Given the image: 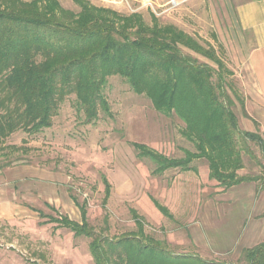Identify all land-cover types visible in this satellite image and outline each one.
Wrapping results in <instances>:
<instances>
[{
  "label": "rangeland",
  "instance_id": "374dc122",
  "mask_svg": "<svg viewBox=\"0 0 264 264\" xmlns=\"http://www.w3.org/2000/svg\"><path fill=\"white\" fill-rule=\"evenodd\" d=\"M59 1L79 10L74 0ZM89 1L124 14L141 13L147 22L155 16L161 24H174L211 43L235 72L244 108L235 98L234 110L241 128L249 129L246 97L234 70L243 52L234 0H182L172 8L161 0ZM104 92L109 110L100 109L98 118L87 121L71 94L61 103L52 126L34 134L17 131L1 144L0 264H95L91 238L75 235L60 220L81 222L82 207L96 236H141L138 217L144 242L145 236H152L174 254L241 264L239 258L248 245L236 243L237 235L226 248L218 246L216 229L226 224L240 227L245 219L240 209L244 193L211 179L206 159H195V170L158 171L160 165L134 143L168 158H183L186 150L195 151L181 133L184 122L157 111L147 96L135 93L118 75L109 77ZM254 132L264 138L261 131ZM248 145L264 163L260 146L252 140ZM243 156L245 168L239 173L257 178L262 192V166L250 154ZM155 201L173 217L162 213ZM196 226L207 237L200 244L191 234Z\"/></svg>",
  "mask_w": 264,
  "mask_h": 264
},
{
  "label": "trees",
  "instance_id": "16d2710c",
  "mask_svg": "<svg viewBox=\"0 0 264 264\" xmlns=\"http://www.w3.org/2000/svg\"><path fill=\"white\" fill-rule=\"evenodd\" d=\"M74 2L79 10L65 8L59 0H0V147L17 131L34 134L52 126L71 94L87 121L98 118L100 109L109 110L104 92L109 77L118 75L157 111L179 117L182 135L195 146L183 158H168L134 143L160 165L158 171L195 170L192 162L206 159L210 178L225 188L257 180L239 171L245 168L243 152L264 170L248 145L256 142L264 156V138L241 128L235 98L243 108L244 101L235 72L211 43L174 24H161L155 16L147 22L141 13L124 14L89 0ZM86 216L82 207L81 222L60 220L75 235L91 238L95 264H236L174 254L152 236L144 242L137 216L141 236H96ZM239 261L264 264V242L244 248Z\"/></svg>",
  "mask_w": 264,
  "mask_h": 264
},
{
  "label": "crops",
  "instance_id": "0c3cea01",
  "mask_svg": "<svg viewBox=\"0 0 264 264\" xmlns=\"http://www.w3.org/2000/svg\"><path fill=\"white\" fill-rule=\"evenodd\" d=\"M234 3L237 28L242 34L240 45L243 51L237 57L239 63L234 70L241 79L246 97L245 118L249 121L248 130H259L264 135V0H234ZM245 32L249 34L247 39ZM235 188L244 193L240 196L243 201L240 209L245 219L237 228L232 224L217 227L216 241L218 246L225 248L235 241L252 247L264 242V217H261L264 215V190L259 191L255 181L234 185L229 190ZM191 234L196 244L206 241L207 237L200 226L194 227Z\"/></svg>",
  "mask_w": 264,
  "mask_h": 264
},
{
  "label": "built area",
  "instance_id": "2783aa9c",
  "mask_svg": "<svg viewBox=\"0 0 264 264\" xmlns=\"http://www.w3.org/2000/svg\"><path fill=\"white\" fill-rule=\"evenodd\" d=\"M162 3L166 4L169 8L176 7L182 0H161Z\"/></svg>",
  "mask_w": 264,
  "mask_h": 264
}]
</instances>
